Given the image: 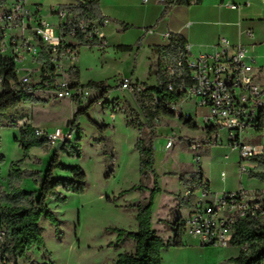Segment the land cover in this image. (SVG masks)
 I'll list each match as a JSON object with an SVG mask.
<instances>
[{"label": "rangeland", "instance_id": "374dc122", "mask_svg": "<svg viewBox=\"0 0 264 264\" xmlns=\"http://www.w3.org/2000/svg\"><path fill=\"white\" fill-rule=\"evenodd\" d=\"M57 21L54 27L58 30L60 19ZM136 36L134 32L125 36L110 33L103 47H80L73 62L60 59L57 72L62 81L78 80L81 86L91 90L92 96L100 94V91L88 85L103 84L109 89L105 97L107 104L93 105L86 114H80L74 120L75 113L88 104L59 100L54 90L39 88L34 96L41 103L20 105L10 112L7 120V124L17 120V126L0 128V156L3 157L0 164L1 191L10 192L12 188H19L39 197L41 179L54 158L56 147L45 144L25 153L18 141L21 138L20 127L23 121L33 119L44 122L45 129L50 132L59 128L68 133L73 129L67 147H77L76 142L81 136V157L58 152V160L66 167H81L87 180L84 194H67L66 202L61 204L52 198L47 200L48 207L57 218L58 227L43 217L41 228L45 246L34 248L18 264H116L120 255L135 250L132 239L119 241V230L137 231L138 207L145 203L148 189L153 188L154 183L152 178H146L141 173L140 155L136 147L140 133L137 125L131 123L135 118L132 111L140 112V109L133 92L123 90L120 82L127 77L133 79L135 84L156 86L158 71L166 69L169 64L167 61L160 63L157 53L146 48L132 52L117 48L118 45H130ZM68 43L70 46L76 45L72 39H68ZM36 65L40 66V63L32 55H27L18 63V67L25 70ZM256 67H261L257 60ZM76 68L78 77L70 73V70L74 73ZM32 81L35 79L32 78ZM175 107V118L161 116L156 121L154 169L157 174L165 173L162 178H166L161 185L176 191L182 184L180 176L186 170H193V174H197L200 169H205L210 170L216 192H236L240 187L253 191L250 188L254 186V179L249 177V172L256 170L258 164L251 159L242 160L239 153L228 145L224 132L221 133L224 144L202 145L197 152L200 156L198 163L196 153L190 148L192 143H185L183 136L194 135L197 141H201L200 128L207 110L199 109L191 97ZM181 115L185 120L186 116L194 118L200 131L197 129L193 132L181 121ZM140 119L144 122L143 117ZM171 137H175V146L165 149ZM246 139L251 142V135L248 134ZM54 177L72 179L73 175L57 169ZM194 194L201 197L203 190L199 188ZM188 238V235H184L185 240ZM240 252L239 246L233 245L215 247L192 243L183 247L171 246L164 250L163 264H235L233 259Z\"/></svg>", "mask_w": 264, "mask_h": 264}, {"label": "trees", "instance_id": "16d2710c", "mask_svg": "<svg viewBox=\"0 0 264 264\" xmlns=\"http://www.w3.org/2000/svg\"><path fill=\"white\" fill-rule=\"evenodd\" d=\"M204 0H166L162 3L164 9L158 21H163L170 12L179 6L200 5ZM7 0H0V8H6ZM60 9H66L69 17L61 22L58 26L60 34L64 38L76 41V45H71L72 49L77 50L80 47H103L106 38L91 34V27L94 23H103L107 18L102 14L100 8V0H94L88 4H78L64 6ZM133 26L123 24V30L128 31ZM186 39L179 34L170 35V43L167 46H157L154 50L159 57V62L167 61L172 72L167 68L160 69L157 73V85L148 86L147 84H134L133 94L136 98L140 112L132 111L135 116L131 123L137 125L140 137L136 144L140 155L141 173L146 178H153L154 187L150 190L148 201L142 203L138 207V229L134 232L119 230V241L123 239H132L136 246L132 252H127L120 255L116 264H163V251L171 246L183 247V237L185 230L183 227V219H179L174 225L173 241H165L162 237L156 234L152 229L153 205L154 197L157 193L162 192L159 187V175L154 169L155 165V149L154 143L157 138L156 121L161 116L175 118L177 114L171 110L168 105H177L182 102L187 96L186 93L179 91L180 86H191L193 80L187 65V60L190 56L189 50L186 48ZM142 47V40H139L135 45H119L117 48L123 52H132L135 49L139 50ZM41 51L37 58L40 63V79L41 82L34 84V89L44 88L52 90L53 81L58 76L57 68L51 62V49L40 43ZM179 62L182 65L179 66ZM47 73L48 76L44 74ZM73 75L79 76L78 70ZM0 77L3 78V85L0 92V128L6 125H16L17 120L7 124L10 112L16 110L22 104H38L41 100L36 98L34 94H29L24 90L14 92L11 89L12 83H17L18 74L16 64L13 58L0 55ZM44 80L49 81V86L44 85ZM72 86H78L79 81L71 82ZM173 86V90L169 86ZM89 88L99 90L100 96L105 98L109 89L100 83H90ZM140 87V90L138 89ZM107 100L104 101V104ZM93 106L91 101L84 109H80L75 113L74 120L80 114H86ZM140 117H143L144 122ZM181 121H184L190 129L197 130L198 126L193 120L187 119L183 115L180 116ZM75 123L73 124V127ZM21 129V138L18 139L21 146L28 154L32 148L44 147L45 142L38 139L35 135V128L26 124ZM73 130V129H72ZM71 130V133H72ZM81 136L76 142L77 147H67L65 143L60 151H56L46 174L40 182L39 197L34 193L12 188L10 192H3L0 188V228L6 230V242L2 248V253L8 255L9 259H14L18 263L21 259H26L34 248L45 246V240L42 234L41 220L43 217L57 225L55 214L47 205V200L52 198L57 203L66 202L67 194L82 195L86 192V174L82 168L66 167L59 163L58 152H63L70 157H81ZM113 159V155H111ZM252 161L258 164L256 170L249 172L251 179H258L264 182V157H254ZM3 162V157L0 156V164ZM60 169L70 172L72 179H57L54 177L55 170ZM176 175V174H171ZM203 180L202 171L197 174L180 176V181L183 186L191 192L187 199H179L181 206H189L193 200L194 193L200 188L198 181ZM252 243L251 250L248 253L240 252L239 256L233 259L235 264H264V222L257 220H243L239 222L236 228L235 239L232 242L233 246H240L244 243Z\"/></svg>", "mask_w": 264, "mask_h": 264}, {"label": "built area", "instance_id": "2783aa9c", "mask_svg": "<svg viewBox=\"0 0 264 264\" xmlns=\"http://www.w3.org/2000/svg\"><path fill=\"white\" fill-rule=\"evenodd\" d=\"M91 1L94 0H74L73 5H86ZM157 1L162 4L166 0ZM148 2L149 0H144V3ZM7 3L5 10L0 12V55L4 56L8 49H12V55L9 57L13 58L16 64L18 81L12 83L11 89L14 92L24 90L29 94H35L37 90L33 85L41 82V67L35 66L28 70L18 67V63L26 59L27 55H32L36 60L41 51V48L31 41L30 35L51 49V62L57 70L61 65L60 59L66 58L73 62L77 59L78 52L70 47L68 38L58 34L53 25L41 18L39 5L31 6L28 0H7ZM57 16L64 22L69 13L66 9H59ZM109 23L110 21L106 19L101 24H92L91 34L103 38L101 30ZM249 34L251 35V32ZM166 36L170 38L169 34ZM186 48L190 52L188 44ZM181 65L182 62H179V66ZM187 65L193 84L182 85L179 91L186 93V97L194 98L199 109L207 110L202 126L204 136L201 141L195 140L190 146L192 152L196 153L198 163L200 156L197 152L202 145L224 144L221 135L223 132L230 148L237 151L242 160L264 157V82L250 50L243 45L232 44L226 37H221L212 52L190 54ZM167 69L172 72L171 67L168 66ZM44 75L48 76L47 73ZM32 78L35 81H32ZM3 81L0 77V89ZM71 84L69 80L62 81L60 77H55L53 81L55 88L52 89L55 96L59 100L69 99L82 105L93 101V105L100 106L107 100L100 94L92 96L91 90L86 87ZM134 84L132 79L127 77L120 82L123 90L131 92ZM44 85L49 86V81L44 80ZM138 89L140 90V87ZM169 89L173 90V86H169ZM168 106L173 111L176 109L174 104ZM26 124H29V121H23L21 126L24 127ZM248 134L251 138L260 137V141L255 143L251 139V142H247ZM35 135L51 147L68 143L72 139L71 132L65 133L59 128L54 132L35 128ZM174 138H169L165 149H172L175 146ZM241 169L246 171L245 168ZM222 177H225L224 173ZM198 184L203 190L202 199L196 203L191 215L183 219V227L185 235L196 239L200 245L229 247L235 239L239 222L243 220L264 222V191H247L240 187L236 192H225L213 201H205L210 194L209 186L204 180L198 181ZM187 195L190 196L191 192L188 191ZM5 242L6 230L0 228V262L18 264L16 261H10L9 256L2 253ZM251 246L252 243L247 242L239 248L248 253Z\"/></svg>", "mask_w": 264, "mask_h": 264}, {"label": "crops", "instance_id": "0c3cea01", "mask_svg": "<svg viewBox=\"0 0 264 264\" xmlns=\"http://www.w3.org/2000/svg\"><path fill=\"white\" fill-rule=\"evenodd\" d=\"M28 2L32 6L39 5L41 18L53 26L58 24L57 20L60 19L57 17V11L64 6L74 4V0H28ZM100 8L102 14L110 21L109 25L101 30V36L106 38V43L110 33L125 36L134 32L137 36L130 45H135L139 40H142V49L146 48L151 52H155L154 49L157 46L169 45L170 38L166 36L167 34H179L186 39L187 44L190 46V54L196 55L200 52H212L218 40L221 37H226L232 44L243 45L250 50L261 66V80L264 82V0H204L200 5L174 8L159 23L164 6L157 0H149L148 3H144V0H100ZM3 10H5V7L0 8V12ZM123 24L131 25L133 28L124 31ZM57 33L60 34L59 29ZM30 38L40 49L39 41L34 36L30 35ZM11 52L12 49L10 48L3 55L9 57L12 55ZM187 98L185 97V99ZM192 119L194 120V118ZM29 124L34 128L45 129V123L42 121L33 119L29 121ZM195 124L199 127L197 122ZM200 130L202 131L201 137H203V128L201 127ZM193 132H196V130ZM193 136L184 135L183 141L191 144L196 140ZM252 141L258 143L260 137L254 136ZM201 171L203 180L209 186L210 193L204 199L205 201H213L216 197L225 193L213 190L210 170L201 169ZM188 173L193 174V170H186L185 174ZM158 175V184L162 192L157 193L154 197L152 229L165 241H172L175 222L179 219L188 218L202 196L199 197L194 194L189 206H181L177 196L187 199L188 189L181 184L176 191H171L161 185L163 179L166 178H162L165 173H159ZM253 184L251 190L264 191V182L254 179ZM151 189L153 188L148 189L145 203L148 201ZM137 229L138 223L135 224V230ZM192 243L199 244L192 237L188 240L183 237V246ZM135 246L136 244H134V248Z\"/></svg>", "mask_w": 264, "mask_h": 264}, {"label": "water", "instance_id": "95a60500", "mask_svg": "<svg viewBox=\"0 0 264 264\" xmlns=\"http://www.w3.org/2000/svg\"><path fill=\"white\" fill-rule=\"evenodd\" d=\"M63 145L64 144H62V143L58 144V146L56 147V151H60Z\"/></svg>", "mask_w": 264, "mask_h": 264}]
</instances>
